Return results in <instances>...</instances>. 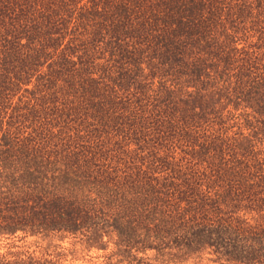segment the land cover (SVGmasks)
<instances>
[{"label":"trees","instance_id":"trees-1","mask_svg":"<svg viewBox=\"0 0 264 264\" xmlns=\"http://www.w3.org/2000/svg\"><path fill=\"white\" fill-rule=\"evenodd\" d=\"M26 237L0 264H264V0H0V240Z\"/></svg>","mask_w":264,"mask_h":264},{"label":"rangeland","instance_id":"rangeland-1","mask_svg":"<svg viewBox=\"0 0 264 264\" xmlns=\"http://www.w3.org/2000/svg\"><path fill=\"white\" fill-rule=\"evenodd\" d=\"M38 239L35 237H26L23 240H8V241H3L0 240V255H6L8 252H20V253H29V254H35V256H40L41 254V249H45L47 247L48 242H43L42 244L39 242ZM67 248L70 249L71 246L69 245V240H65L64 242L54 239L52 242V246H56L58 244H61ZM68 254L67 260L64 262V264H91L90 259L91 256H96L97 253L92 252L90 255H88L87 252L80 251L77 255V259L73 260L72 256L69 255V251H66ZM92 260V259H91Z\"/></svg>","mask_w":264,"mask_h":264}]
</instances>
